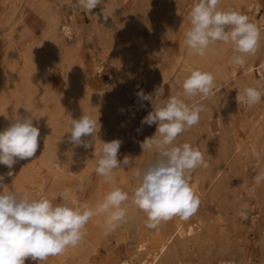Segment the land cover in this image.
I'll return each mask as SVG.
<instances>
[{
    "label": "rangeland",
    "instance_id": "1",
    "mask_svg": "<svg viewBox=\"0 0 264 264\" xmlns=\"http://www.w3.org/2000/svg\"><path fill=\"white\" fill-rule=\"evenodd\" d=\"M194 0H102L92 11L74 0H0V131L16 116H30L40 130L34 157L12 169L0 165L3 191L27 192L62 202L65 189L78 202L94 205L112 188L132 194L135 176L156 159L141 143L156 124L141 121L153 111L131 114L141 90L163 104L182 92L193 69L210 72L216 94L198 101L205 106L199 123L180 134L175 145L189 143L203 154L207 168L190 173L200 199L188 220L174 217L157 229L145 226L146 214L130 203L127 216L109 230L104 215L94 216L75 247L40 264H264V97L247 106L237 102L256 80H264V0H220L260 30L255 55L244 67L229 63L231 44H213L201 57L189 54L184 33ZM164 88L156 97L155 89ZM83 114L98 118L96 135L82 137L89 148L70 142L67 120ZM122 141L118 160L133 163L115 169L106 183L95 171L103 142ZM9 171L13 172L8 176ZM2 190V189H0ZM54 198V199H53ZM161 250V251H160ZM25 264H39L30 257Z\"/></svg>",
    "mask_w": 264,
    "mask_h": 264
},
{
    "label": "clouds",
    "instance_id": "2",
    "mask_svg": "<svg viewBox=\"0 0 264 264\" xmlns=\"http://www.w3.org/2000/svg\"><path fill=\"white\" fill-rule=\"evenodd\" d=\"M102 0H78L79 6L92 11ZM220 0H194L188 13L190 27L184 33V44L189 54L203 57L210 45L231 44L234 55L229 63L244 67L247 57L255 55L260 43V30L248 16L238 10L219 8ZM214 76L207 71L193 69L182 83V92L169 95L158 104L151 94L142 90L137 93L144 101H151L153 111L143 118L142 124H156L152 137L141 143L144 151L155 152L156 159L135 176L139 181L132 194L119 187L108 191L94 205L80 203L65 189L62 202L41 196L30 198L27 192L3 191L4 176L0 175V264H25L26 258L41 261L50 256L63 254L68 247H75L84 235L87 223L94 217L104 215L109 230H115L127 216L130 203L146 214L145 226L157 229L163 222L174 217L188 220L197 211L199 197L190 185V173L197 168H207V161L196 147L185 142L175 145L178 136L197 125L205 106L200 100L216 94ZM156 97L164 96V88L155 89ZM264 97V80H256L243 91H238L237 102L253 106ZM30 116H16L12 123L0 131V165L12 169L18 160L35 156L39 148L40 130L33 125L32 107L21 102ZM70 142L75 146L89 148L92 145L82 137L95 136L98 118L83 114L79 119L67 120ZM122 141L114 139L103 142L99 153L96 173L106 183L112 181L115 169L133 163L128 156L119 161L117 156ZM8 176L13 172L9 171ZM257 185L264 182V170L254 177ZM54 199V198H53Z\"/></svg>",
    "mask_w": 264,
    "mask_h": 264
},
{
    "label": "bare ground",
    "instance_id": "3",
    "mask_svg": "<svg viewBox=\"0 0 264 264\" xmlns=\"http://www.w3.org/2000/svg\"><path fill=\"white\" fill-rule=\"evenodd\" d=\"M260 66H261L262 68H264V59L261 61ZM131 103H132V106H131L132 110H131L130 113L133 114V115H134L135 113H137V112L144 111V110L147 109V102L144 101V100H141V99L138 97V95H136V96L133 98V100H132ZM160 251H161V250H160ZM156 258H157V257H154L152 261H155ZM152 261H151V263H152ZM151 263H149V264H151ZM120 264H134V263H132L131 261L123 260V261L120 262ZM218 264H232V262L226 260V261H220Z\"/></svg>",
    "mask_w": 264,
    "mask_h": 264
},
{
    "label": "crops",
    "instance_id": "4",
    "mask_svg": "<svg viewBox=\"0 0 264 264\" xmlns=\"http://www.w3.org/2000/svg\"><path fill=\"white\" fill-rule=\"evenodd\" d=\"M74 4L76 5L75 7L79 9L78 0H74Z\"/></svg>",
    "mask_w": 264,
    "mask_h": 264
}]
</instances>
